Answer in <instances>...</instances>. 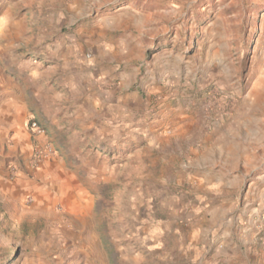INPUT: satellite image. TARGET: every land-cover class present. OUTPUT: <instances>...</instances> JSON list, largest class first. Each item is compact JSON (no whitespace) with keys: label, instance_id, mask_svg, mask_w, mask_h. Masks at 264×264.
Instances as JSON below:
<instances>
[{"label":"rangeland","instance_id":"1","mask_svg":"<svg viewBox=\"0 0 264 264\" xmlns=\"http://www.w3.org/2000/svg\"><path fill=\"white\" fill-rule=\"evenodd\" d=\"M8 74L0 264H264V0H0Z\"/></svg>","mask_w":264,"mask_h":264},{"label":"crops","instance_id":"2","mask_svg":"<svg viewBox=\"0 0 264 264\" xmlns=\"http://www.w3.org/2000/svg\"><path fill=\"white\" fill-rule=\"evenodd\" d=\"M11 80L12 74H8V84L5 85L4 79L0 77V140H3L5 133L2 131L4 128L14 129L15 124L20 123L21 125L28 115L25 103L20 100L21 96H16L12 93L14 91V83ZM21 94L23 95V93ZM21 151L23 153L25 151L24 148L21 147ZM45 160L40 164L38 163V168H33L36 170V177L40 180V183L36 182V185H34L26 176L10 179L9 177L0 175V190H56L58 179L51 175L50 178L44 180L43 175L47 173L48 169L52 171L58 165L55 162Z\"/></svg>","mask_w":264,"mask_h":264},{"label":"built area","instance_id":"3","mask_svg":"<svg viewBox=\"0 0 264 264\" xmlns=\"http://www.w3.org/2000/svg\"><path fill=\"white\" fill-rule=\"evenodd\" d=\"M31 127L40 132H44V129L40 126V124H38L36 120H32ZM52 151H53L52 144L47 142L42 146V148H39L35 153H36V156L42 157V156H48L49 153Z\"/></svg>","mask_w":264,"mask_h":264}]
</instances>
